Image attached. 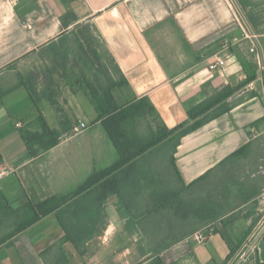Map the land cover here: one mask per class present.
Wrapping results in <instances>:
<instances>
[{
  "label": "crops",
  "instance_id": "crops-1",
  "mask_svg": "<svg viewBox=\"0 0 264 264\" xmlns=\"http://www.w3.org/2000/svg\"><path fill=\"white\" fill-rule=\"evenodd\" d=\"M262 65L264 0H0V191L13 208L69 196L12 229L0 264H235L264 208ZM106 71L118 105L147 97L169 129L228 86L231 108L181 138L170 176L149 159L119 177L120 193L106 194L105 176L72 195L119 159L90 90ZM41 114L61 140L34 157L22 129Z\"/></svg>",
  "mask_w": 264,
  "mask_h": 264
},
{
  "label": "trees",
  "instance_id": "trees-1",
  "mask_svg": "<svg viewBox=\"0 0 264 264\" xmlns=\"http://www.w3.org/2000/svg\"><path fill=\"white\" fill-rule=\"evenodd\" d=\"M106 86H91V94L95 103L98 116L96 120L102 121L106 132L116 147L119 159L112 166L95 172L81 187L75 190L72 195L80 194L86 191L93 184L103 179L106 176V194L120 193L118 179L126 171H139L141 163L152 159V150L155 147H162L173 144L172 161H174V154L181 138L203 126L210 120H213L225 112L230 110V105L227 99L234 93L231 87H226L219 91L212 97H209L188 112L192 123L188 121L169 129L160 120L156 114L154 107L147 97H143L125 105H118L114 99L112 90L119 83L114 81L106 71ZM123 82H126L124 80ZM122 84V83H120ZM34 98H36L34 96ZM37 100V98H36ZM150 114H153L157 119L159 129L156 130L153 124L149 121ZM144 122L147 123L148 132L142 130ZM31 127L22 129L23 138L30 150L32 156H39L43 152L51 149L60 142L61 134L54 129H51L41 114L33 123ZM142 175H145L141 171ZM68 197H50L45 201L34 203L29 200L18 208H13L10 201L0 191V204H3L9 211L16 215H21L26 218L25 223L20 227L21 229L31 226L39 221L42 216L54 212L59 208ZM214 230V229H213ZM215 231V230H214ZM217 232V231H216ZM212 232H208L210 234ZM79 245V241L77 242ZM165 247L155 248V255L159 256ZM238 248H233L231 256ZM160 262V258L158 257ZM258 264H261L258 259Z\"/></svg>",
  "mask_w": 264,
  "mask_h": 264
},
{
  "label": "rangeland",
  "instance_id": "rangeland-1",
  "mask_svg": "<svg viewBox=\"0 0 264 264\" xmlns=\"http://www.w3.org/2000/svg\"><path fill=\"white\" fill-rule=\"evenodd\" d=\"M106 63L109 65V67L111 69H113V66L110 63V60L108 57H106ZM35 66L38 69L40 64L38 62H36ZM106 80H107V77H106ZM149 121L153 124V126L156 130L159 129V127H158L159 124H158V122H156L157 119L154 117L153 114H150ZM142 130L145 132H148L146 122H144V125L142 126ZM172 150H173V144L165 145L162 147L158 146L152 150L153 156H152L151 160L155 161L153 163L155 169H153L152 174H154L155 176L159 175L161 177L170 176V173L167 172V170H166V165H167L166 163L167 162L170 163V161H171ZM164 179L165 178H163V179L161 178V181H160L161 185H162V183L166 184L164 182L167 180L164 181ZM175 189H176L175 190L176 192L177 191L181 192V190L179 188H177V186ZM18 205H19V203L16 202V205H14V206L17 207ZM263 214H264V208L262 207L260 210H258V214H257L258 219L262 218ZM25 221H26V218H24L21 215V213H20V215H16V214L5 215L0 210V242L2 240H4L5 238H7L8 236H10V234L12 233L13 230L15 231V230L19 229L20 227H22V225L25 223ZM237 233H241V235L243 234V232H240V231Z\"/></svg>",
  "mask_w": 264,
  "mask_h": 264
},
{
  "label": "built area",
  "instance_id": "built-area-1",
  "mask_svg": "<svg viewBox=\"0 0 264 264\" xmlns=\"http://www.w3.org/2000/svg\"><path fill=\"white\" fill-rule=\"evenodd\" d=\"M238 13V19L244 29V32L248 36H251L253 39L257 38V35L253 32H251L248 28L247 22L245 18ZM251 52H257L256 45H253L251 47ZM226 63L225 59H218L215 62H212L210 64L211 69H217L219 67L224 66ZM261 69L264 71V65L261 66ZM262 82L264 83V75L262 78ZM84 129V126L82 124H77L72 129V134L80 133ZM197 236L200 239L205 238V235L203 232H199ZM264 238V215L262 218H260L258 224L255 226V228L250 231L248 237L243 243V247L241 248L239 255L236 259L235 264H257L258 262V245Z\"/></svg>",
  "mask_w": 264,
  "mask_h": 264
}]
</instances>
